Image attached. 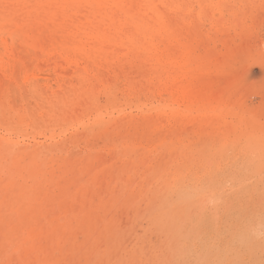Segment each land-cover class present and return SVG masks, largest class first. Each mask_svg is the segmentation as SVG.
<instances>
[{
    "label": "rangeland",
    "instance_id": "1",
    "mask_svg": "<svg viewBox=\"0 0 264 264\" xmlns=\"http://www.w3.org/2000/svg\"><path fill=\"white\" fill-rule=\"evenodd\" d=\"M166 1L157 62L146 42L73 51L75 18L0 0V264H264L228 175L264 129V0Z\"/></svg>",
    "mask_w": 264,
    "mask_h": 264
},
{
    "label": "bare ground",
    "instance_id": "2",
    "mask_svg": "<svg viewBox=\"0 0 264 264\" xmlns=\"http://www.w3.org/2000/svg\"><path fill=\"white\" fill-rule=\"evenodd\" d=\"M24 0H14V4L20 5ZM167 1L166 0H32V11L30 9V12H33V18L32 21H34L35 24H40L43 19H50L58 21L59 19L61 21V26L65 27V25H68V21H71L70 19L75 18L74 21H71V24L74 25V28L76 30V34L73 35V38L71 41H68L67 44L71 48V50L75 51H83L86 49L85 44L87 45L89 40L93 41V44L95 45V48L97 47V51L106 48V44L110 43L117 44L118 42L122 43L124 41L129 43H134L136 47H143V44L148 43L152 46H155L154 53H151V56L153 57V60L159 61L160 55L158 51H156L157 48V35L160 34L163 30H165V15L161 12L159 6L165 5ZM12 3V4H13ZM196 4V3H195ZM11 6V5H10ZM9 14H12L14 16L16 10H12V7H9ZM24 8V7H23ZM84 10V11H83ZM150 12L153 16V21L156 22V26L149 27V23L144 20H141L137 18L133 12ZM147 12V13H148ZM220 12V11H219ZM24 13V12H23ZM43 13H46L43 15ZM80 13H84L83 19L77 18L76 16ZM142 13V14H144ZM140 14V13H139ZM182 14V13H181ZM31 15V14H30ZM74 15V17H72ZM144 16V15H143ZM149 18V15H147ZM31 17V16H30ZM146 18V17H144ZM143 18V19H144ZM147 19V18H146ZM21 22V21H19ZM24 22V21H23ZM152 22V19H151ZM148 23V24H147ZM57 24V23H56ZM153 24V23H152ZM18 26V25H17ZM126 26H133L134 29H136L137 34L142 39H136L135 36L130 33L124 31V28ZM132 29V28H131ZM235 30V29H234ZM46 31V30H45ZM134 31V30H133ZM166 31V30H165ZM81 32V34L79 33ZM132 32V31H131ZM167 32V31H166ZM44 33V32H43ZM79 33V34H78ZM37 35V34H36ZM40 35V34H39ZM21 36V35H20ZM138 37V36H137ZM138 37V38H140ZM37 38V37H36ZM39 38V37H38ZM43 39V37L41 36ZM88 42V43H87ZM17 44V43H16ZM44 44V43H43ZM63 44V43H62ZM89 45V44H88ZM93 45V46H94ZM133 45V44H132ZM131 45V48H132ZM23 46V45H22ZM21 46V47H22ZM90 46V45H89ZM88 46V47H89ZM109 44L107 47H110ZM87 47V48H88ZM135 47V46H134ZM56 48V47H55ZM184 48V47H183ZM14 49V48H13ZM58 49V46L57 48ZM113 49V48H112ZM129 49V48H128ZM105 50V49H104ZM118 50V47L117 49ZM121 50V49H120ZM133 50V48H132ZM145 50V49H144ZM113 51V50H111ZM125 51V50H124ZM135 51V50H134ZM57 52V50H56ZM61 52V51H60ZM71 52V51H70ZM130 52V50H129ZM147 52V51H146ZM188 52V51H187ZM32 53V52H31ZM35 54V53H34ZM37 54V51H36ZM85 54V53H84ZM83 54V55H84ZM94 54V53H93ZM107 54V53H106ZM190 54V53H189ZM45 55V54H44ZM63 55V54H61ZM67 55V54H66ZM72 55V54H71ZM74 55V54H73ZM108 55V54H107ZM122 55V53H121ZM15 56V55H14ZM39 56V55H38ZM100 56V55H99ZM117 56V55H116ZM19 57V56H18ZM74 57V56H73ZM87 57V56H86ZM102 57V56H101ZM117 57H120L119 55ZM28 58V57H27ZM57 58V57H56ZM65 58V57H63ZM76 58V56H75ZM74 58V59H75ZM93 58V57H92ZM24 59V58H23ZM70 60V61H76V60ZM89 59V58H86ZM98 59V58H97ZM64 60V59H62ZM61 60V61H62ZM68 60V59H67ZM104 60V59H103ZM108 60V59H107ZM189 60V59H188ZM60 61V60H59ZM92 61V60H91ZM101 60H99L100 62ZM106 61V60H105ZM94 62V61H93ZM96 62V61H95ZM189 64L190 61L188 62ZM31 64V63H30ZM29 64V66H30ZM38 64V63H37ZM57 64V63H56ZM16 65V64H15ZM183 68L186 67V63H183ZM189 66V65H188ZM28 67V66H27ZM18 68V67H17ZM79 68V67H78ZM29 67L27 68V70ZM73 69V68H72ZM7 70V69H6ZM81 70V69H80ZM65 72V71H63ZM183 73V76L186 79L187 74H189L190 70H182L180 71ZM16 73V72H15ZM13 74V73H12ZM82 76V74H80ZM15 76V75H14ZM79 76V75H78ZM137 76V75H136ZM84 77V76H83ZM87 77V76H86ZM15 78V77H14ZM19 78V77H18ZM71 78V77H70ZM120 78V77H119ZM194 78V77H193ZM194 78V82H195ZM17 80V78H16ZM83 80V78H82ZM182 80V79H181ZM8 81V80H6ZM112 81V80H111ZM5 82V81H3ZM182 82V81H181ZM184 82V81H183ZM22 83V82H21ZM143 83V82H142ZM191 82H186V89H189ZM11 84V83H10ZM184 83H182V87ZM195 85V84H194ZM25 86V85H24ZM86 86V85H85ZM84 86V87H85ZM97 86V85H96ZM195 88V86H193ZM1 88V87H0ZM13 88V86H12ZM42 88V87H41ZM125 88V87H124ZM181 88V86H180ZM145 89V88H144ZM152 89V88H151ZM184 90V88H181ZM187 89V90H188ZM198 89V88H196ZM180 90V89H179ZM186 90V91H187ZM191 90V89H189ZM195 90V89H194ZM184 91V92H186ZM181 92V91H180ZM183 92V91H182ZM198 92V91H197ZM196 91L193 92V98L197 100L198 95ZM190 93V91H189ZM65 94V93H64ZM73 94V93H72ZM87 94V93H86ZM180 94V93H179ZM185 94V93H184ZM57 95V94H56ZM85 95V94H84ZM187 95V94H185ZM188 97V96H186ZM12 96V95H11ZM33 96V95H32ZM199 96V97H200ZM16 97V96H15ZM62 98V97H61ZM60 98V99H61ZM182 98V97H181ZM183 98V99H184ZM192 99V98H190ZM63 100V98H62ZM181 100V99H180ZM186 100V99H185ZM13 101V100H11ZM79 101V100H78ZM195 101V100H194ZM54 102V101H53ZM154 102V101H153ZM182 102V101H181ZM188 101H186L187 103ZM190 102V101H189ZM35 103V102H34ZM185 103V102H184ZM192 103V102H191ZM201 103V102H200ZM195 104V103H194ZM69 105V104H68ZM189 105V104H188ZM199 105V104H197ZM156 106V105H155ZM177 106V105H176ZM193 106V105H190ZM219 108V107H218ZM70 109V108H69ZM74 109V108H73ZM77 109V108H76ZM79 110V109H78ZM189 111V110H188ZM28 112V111H27ZM192 113V112H191ZM57 114V113H56ZM79 115V114H78ZM95 115V114H94ZM72 116V114H71ZM123 118V116H122ZM39 119V118H38ZM259 119V118H258ZM162 120V119H161ZM53 121V120H52ZM114 121V120H113ZM176 121V120H175ZM247 122V121H246ZM64 123V122H63ZM37 124V123H36ZM249 124V123H248ZM75 125V124H74ZM250 125V124H249ZM60 126V125H59ZM78 127V126H77ZM37 128V127H36ZM61 128V127H59ZM247 128V127H246ZM255 128V129H254ZM252 131L249 133V137L247 141L238 146L237 149V159L233 163L231 169L229 170L228 175L232 176L235 179H242L245 177V179L248 177L249 182L246 183L240 190H239V201H240V207L237 210L238 217L240 219L239 223L237 224V229L240 228L241 222L243 223L244 230L247 232H251L253 229H255L256 225H259L261 222L264 221V129H261L260 127H254ZM22 129V128H21ZM84 129V128H83ZM116 129V128H115ZM50 130V129H49ZM22 134V133H21ZM80 135V134H79ZM70 136V135H69ZM84 137V136H83ZM67 138V137H66ZM65 138V139H66ZM24 140V139H23ZM12 141V140H11ZM115 142V141H114ZM66 145V144H65ZM60 146V145H59ZM52 147V146H51ZM61 147V146H60ZM40 148V147H39ZM44 149V148H43ZM97 150V149H96ZM105 150V149H104ZM54 151V150H53ZM68 154V153H67ZM171 156V155H170ZM175 156V155H174ZM36 157V156H35ZM70 157V156H69ZM150 157V156H149ZM35 158V162H37ZM103 159V158H102ZM179 159V158H178ZM169 160V159H168ZM98 162V161H97ZM169 162V161H168ZM38 163V162H37ZM40 164V163H38ZM32 170L36 172V168H38V165L36 168L32 165ZM40 166V165H39ZM19 167V166H18ZM143 167V166H142ZM15 168V167H14ZM34 168V169H33ZM69 168V167H68ZM92 168V167H91ZM105 168V167H104ZM18 169V168H17ZM130 169V168H129ZM132 169V168H131ZM160 169V168H159ZM42 168L39 169L36 173L39 174L41 172ZM163 170V169H162ZM20 171V170H19ZM70 171V170H69ZM98 171V170H97ZM104 171V170H103ZM146 171V170H145ZM33 173V171H30ZM29 172V173H30ZM56 178V177H55ZM65 181V180H64ZM113 181V180H112ZM248 181V180H247ZM3 182V181H2ZM125 183V182H124ZM110 185V184H109ZM31 186V185H30ZM50 186V185H49ZM110 187V186H109ZM48 188V187H47ZM2 189V188H1ZM30 189V188H29ZM39 189V188H38ZM24 188H22V192H24ZM36 192V191H35ZM40 194V193H39ZM48 194V193H47ZM46 194V195H47ZM2 195V194H1ZM24 195V194H23ZM22 195V196H23ZM34 196V195H33ZM35 197V196H34ZM87 197V195H86ZM92 199V198H91ZM144 199V198H143ZM39 200V199H38ZM47 200V199H46ZM109 200V199H108ZM107 200V201H108ZM31 201V200H30ZM49 201V200H47ZM82 201V200H81ZM163 201V200H162ZM169 201V200H168ZM42 202V201H41ZM51 202V201H50ZM86 202V201H85ZM90 202V201H89ZM18 203V200L16 202ZM20 203L22 204L21 200ZM39 203V202H38ZM92 203V202H91ZM142 203V202H141ZM1 204V203H0ZM31 204H34L33 202L24 203L21 206L23 207V211L28 213V218L30 217V206ZM43 204V202H42ZM40 204L41 206H43ZM35 205V204H34ZM33 205V206H34ZM39 205V204H37ZM93 205V204H92ZM101 205V204H100ZM142 205V204H141ZM177 205V204H176ZM1 206V205H0ZM45 206V204H44ZM52 206V205H51ZM84 206V205H83ZM133 206V205H132ZM32 207V206H31ZM40 207V206H39ZM112 207V206H111ZM37 208V207H36ZM35 208V209H36ZM19 209V208H18ZM44 208L42 207V210ZM146 209V208H145ZM28 210V212H27ZM37 210V209H36ZM68 210V209H67ZM6 214V213H5ZM76 215V214H75ZM74 215V216H75ZM236 215V216H237ZM19 217V216H18ZM77 217V216H76ZM179 217V216H178ZM117 218V217H116ZM121 218V217H120ZM31 219V218H30ZM3 221V220H2ZM68 221V220H67ZM118 221V220H117ZM123 221V220H122ZM56 223V222H55ZM139 223V222H138ZM30 225V224H29ZM109 225V224H107ZM262 225V224H261ZM242 226V225H241ZM22 228H24V225L21 226L20 231H22ZM168 228V226H167ZM1 230V229H0ZM256 230V229H255ZM110 231V230H109ZM256 233V232H255ZM23 234V233H22ZM48 234V233H47ZM253 234V232H252ZM11 235V234H10ZM24 235V234H23ZM37 237V236H36ZM2 238V237H1ZM253 239V237H252ZM257 241V239H256ZM260 244L264 247V240H258ZM85 243V242H84ZM64 244V242H63ZM255 244V243H254ZM259 245V244H258ZM255 246V245H253ZM260 246V245H259ZM56 247V246H55ZM96 248V247H95ZM52 249V248H51ZM54 249V248H53ZM69 249V248H68ZM114 249V248H113ZM33 250V248H32ZM47 250V249H46ZM51 252V251H50ZM64 252V251H63ZM183 253V252H182ZM23 255V254H22ZM56 256V254H54ZM81 255V254H80ZM51 257V256H50ZM83 257V256H82ZM86 257V256H85ZM74 258V257H73ZM92 258V256H91ZM55 259V258H53ZM12 260V258H11ZM14 260V259H13ZM16 260V258H15ZM31 260V259H30ZM29 260V261H30ZM38 260V258H37ZM21 261V260H20ZM33 261V260H31ZM75 262V261H74ZM39 263V262H38ZM66 263V262H65ZM32 264V263H31Z\"/></svg>",
    "mask_w": 264,
    "mask_h": 264
}]
</instances>
